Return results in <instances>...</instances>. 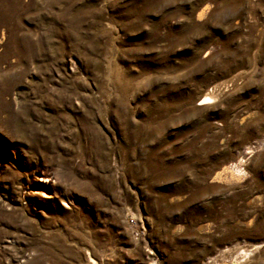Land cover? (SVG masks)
<instances>
[{
	"label": "rangeland",
	"instance_id": "1",
	"mask_svg": "<svg viewBox=\"0 0 264 264\" xmlns=\"http://www.w3.org/2000/svg\"><path fill=\"white\" fill-rule=\"evenodd\" d=\"M0 264H264V0H0Z\"/></svg>",
	"mask_w": 264,
	"mask_h": 264
}]
</instances>
